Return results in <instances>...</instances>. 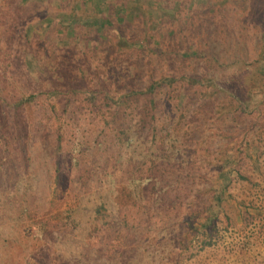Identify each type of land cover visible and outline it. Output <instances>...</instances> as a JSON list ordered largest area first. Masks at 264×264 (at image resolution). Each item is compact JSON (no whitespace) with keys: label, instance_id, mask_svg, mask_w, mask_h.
<instances>
[{"label":"rangeland","instance_id":"rangeland-1","mask_svg":"<svg viewBox=\"0 0 264 264\" xmlns=\"http://www.w3.org/2000/svg\"><path fill=\"white\" fill-rule=\"evenodd\" d=\"M110 1L111 13L119 17L125 0H0V264H61L63 258L64 264H79L74 254L96 239L89 244L100 243L103 255H111L107 264H264V218H242L232 199L224 203L230 215L220 211L207 233L193 234L186 223L203 222L195 212L203 213L213 186L236 175L232 167L238 163L229 168L222 162L236 153L240 134L235 136L234 125L245 120L235 122L225 111L231 105L228 93L241 95L245 89L249 106L260 103L258 115L253 112L256 123L264 120V73L250 63L251 57L264 56V0L183 3L182 15L194 9V16L221 28L223 36L219 31L218 40L212 37L214 44L222 47L237 34L243 57L236 62L223 55L209 66L221 87L191 85L172 132L165 134L162 127L153 141L147 130L137 129V113L127 115L133 119L126 125V144L115 129H101L95 106L89 110L70 98L65 109L71 96L56 91L40 66L43 59L80 60L87 54L99 31L92 15L107 18ZM136 1H143L151 25L167 17L174 2ZM82 73L89 77L86 68ZM245 85L254 87L253 95ZM16 100L21 102L14 107ZM260 186L264 194V183ZM230 190L245 196L242 179ZM98 193L108 200L106 218L122 227L125 213L133 238L111 233L106 249L104 240L89 232L90 200ZM134 244L138 249L128 256Z\"/></svg>","mask_w":264,"mask_h":264},{"label":"trees","instance_id":"trees-1","mask_svg":"<svg viewBox=\"0 0 264 264\" xmlns=\"http://www.w3.org/2000/svg\"><path fill=\"white\" fill-rule=\"evenodd\" d=\"M135 1L125 0L119 17L117 15L119 13H111L113 8L111 1L108 4L107 18L92 15L99 31L95 34L94 45L89 48L90 50H86L87 54L81 56L80 60L76 58L72 60L61 55L59 59H51L48 63L43 61L45 59L40 62L53 88L58 92L65 89L68 96H71L67 98L65 109L70 98L78 104H84L83 106L88 107L89 110L95 106L97 117L104 125L101 129L104 131L105 126L110 130L115 129L117 134L119 133V140L124 136L122 142L125 144L129 140L126 125L133 119L132 116L129 118L127 115L136 112L137 120L141 122L137 129L147 130L151 140L154 141L158 135H161L162 127L165 134L178 127L183 116L184 98L192 84L203 85L209 82L221 87L214 78V73L209 70L212 63L220 61L223 55L229 56L228 60L238 58L236 62L241 61L238 56L243 57L241 53L243 48L240 45V50L237 46V34L236 37H232V42L228 40L221 47L212 42V37L218 40V34H221L222 38L220 27H211L204 23L198 14L194 16L197 13L194 9L182 15V10L186 6L183 3L186 0H174L168 16H161L154 25H151L141 4L143 1ZM189 2L191 6L194 5V1L189 0ZM205 2L202 1L197 6L201 7L200 4ZM97 17L99 21H96ZM86 28L89 30L88 26ZM252 58L251 64L253 61L257 62L253 69L260 74L264 73V56L261 58L258 55ZM83 68L87 69L89 77H83ZM252 73L251 69L246 73V81L252 78L250 77ZM260 84L264 83L260 81ZM246 87H248L246 93L253 95L254 91L250 90L254 87L245 85ZM260 89L264 91L262 85ZM244 91L245 89L241 95L228 93L231 105L225 109L226 112L231 113V118L235 122L245 120L241 127L239 124L234 125L238 127L235 136L240 134L239 140L236 141V153L231 157L226 156L222 162L223 166L228 165L229 168L231 164L238 163L232 167L236 175L228 176L221 184L213 186L209 203L201 207L203 213L195 212L198 218H205L203 222L195 225L190 219L186 220L193 234L210 231L209 226L215 225L214 220L220 217V211L229 216L230 211L224 203L230 199L234 202L235 211L242 218L259 220L264 218L262 201L264 194L258 192L260 185L264 183V120L262 124L256 123L257 119L253 117V112L259 110L260 103L249 106L246 96L243 95ZM20 102L21 100H16L13 106L16 107ZM159 121L162 122V126L157 128ZM237 178L243 181L245 196L238 197L230 190V185L234 180L237 182ZM104 196L105 194L98 193L90 200L93 201L94 211L89 232H94L98 239L104 240L107 249L108 245L112 244L111 233L117 238L120 236L133 238V236L128 218H123L125 213H121L122 227L120 225L115 227L116 221L106 218L110 208ZM110 230L112 231L109 233ZM99 241L96 239L94 243ZM87 242H84L76 252L78 255L74 254L79 264H107V258L110 260L111 255H103L105 250L100 243L97 247H93L89 244H94L93 241ZM148 243L141 246L140 250L146 249ZM137 244L133 245L131 253H126L128 256L137 251ZM60 263L64 264L65 259H61Z\"/></svg>","mask_w":264,"mask_h":264}]
</instances>
